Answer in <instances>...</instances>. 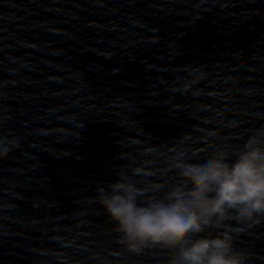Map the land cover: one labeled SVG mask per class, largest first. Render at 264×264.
I'll use <instances>...</instances> for the list:
<instances>
[{
    "label": "water",
    "instance_id": "95a60500",
    "mask_svg": "<svg viewBox=\"0 0 264 264\" xmlns=\"http://www.w3.org/2000/svg\"><path fill=\"white\" fill-rule=\"evenodd\" d=\"M264 130V0H0V264H170L95 199L180 181ZM137 167L152 175H136ZM235 247L264 264V220ZM223 230V229H221Z\"/></svg>",
    "mask_w": 264,
    "mask_h": 264
},
{
    "label": "clouds",
    "instance_id": "9594fccd",
    "mask_svg": "<svg viewBox=\"0 0 264 264\" xmlns=\"http://www.w3.org/2000/svg\"><path fill=\"white\" fill-rule=\"evenodd\" d=\"M19 141L0 136V160ZM172 167L180 181L163 197L148 195L162 185L140 187L126 173L98 187L95 199L116 223L121 243L132 253L162 249L170 264H248V253L235 247L243 227L264 220V130L251 135L235 154L218 151L203 162L179 153ZM136 175H152L137 167ZM223 229V230H221Z\"/></svg>",
    "mask_w": 264,
    "mask_h": 264
}]
</instances>
